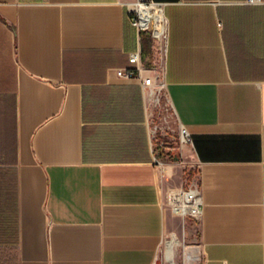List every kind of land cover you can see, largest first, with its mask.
I'll return each mask as SVG.
<instances>
[{
	"label": "crops",
	"instance_id": "0c3cea01",
	"mask_svg": "<svg viewBox=\"0 0 264 264\" xmlns=\"http://www.w3.org/2000/svg\"><path fill=\"white\" fill-rule=\"evenodd\" d=\"M136 1L0 0V264H164L181 220L168 192L191 175L184 264H264V0H148L166 18L164 93L192 134L173 160L153 90L115 74L141 46Z\"/></svg>",
	"mask_w": 264,
	"mask_h": 264
},
{
	"label": "rangeland",
	"instance_id": "374dc122",
	"mask_svg": "<svg viewBox=\"0 0 264 264\" xmlns=\"http://www.w3.org/2000/svg\"><path fill=\"white\" fill-rule=\"evenodd\" d=\"M152 41V52L150 58L146 57L147 67L153 68V74L158 82L162 81L164 51L162 46ZM159 100L152 115L151 125L154 131V140L157 145V152H161L159 158L173 160V154L178 147L179 124L174 112L165 96L164 90L157 94ZM196 183L195 176H188L186 187ZM178 222L176 234H167L163 243L164 264H184L185 252L195 243L197 237V219L192 217H181Z\"/></svg>",
	"mask_w": 264,
	"mask_h": 264
},
{
	"label": "built area",
	"instance_id": "2783aa9c",
	"mask_svg": "<svg viewBox=\"0 0 264 264\" xmlns=\"http://www.w3.org/2000/svg\"><path fill=\"white\" fill-rule=\"evenodd\" d=\"M262 0H243L244 4H257L262 3ZM138 5H148L150 7H156L162 9V4L148 1V0H137L135 2ZM163 11V10H162ZM132 19L131 24L137 30H144L150 33V38L162 46L165 53L166 41H167V24L166 18L164 16L165 25L162 30H156L154 24L151 20L145 21L144 16L135 9H132ZM128 63L127 67H121L115 69V74L118 77L127 79H137L140 81L142 87L151 88L156 98L155 101L159 100L157 94L164 90V82H158L155 76L145 75L146 71L150 69L147 68L142 59L141 46L137 45L134 50L128 53ZM179 145L192 143V134L184 126L179 125ZM157 164H159L158 159H154ZM167 203L171 211L181 217H192L198 219L201 214V195L197 183H191L186 188L173 189L168 192Z\"/></svg>",
	"mask_w": 264,
	"mask_h": 264
},
{
	"label": "bare ground",
	"instance_id": "6f19581e",
	"mask_svg": "<svg viewBox=\"0 0 264 264\" xmlns=\"http://www.w3.org/2000/svg\"><path fill=\"white\" fill-rule=\"evenodd\" d=\"M135 10H138L145 21L151 20L156 30H162L165 25L163 11L161 8L150 7L148 5H138L135 3ZM188 255V254H187Z\"/></svg>",
	"mask_w": 264,
	"mask_h": 264
},
{
	"label": "trees",
	"instance_id": "16d2710c",
	"mask_svg": "<svg viewBox=\"0 0 264 264\" xmlns=\"http://www.w3.org/2000/svg\"><path fill=\"white\" fill-rule=\"evenodd\" d=\"M140 44H141V54L142 59L146 57L150 58L152 52V41L150 38V33L148 31L140 30ZM146 65H150V62L146 63Z\"/></svg>",
	"mask_w": 264,
	"mask_h": 264
}]
</instances>
